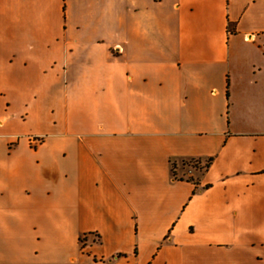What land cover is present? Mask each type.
Wrapping results in <instances>:
<instances>
[{"label": "crops", "instance_id": "0c3cea01", "mask_svg": "<svg viewBox=\"0 0 264 264\" xmlns=\"http://www.w3.org/2000/svg\"><path fill=\"white\" fill-rule=\"evenodd\" d=\"M0 264H264V0H0Z\"/></svg>", "mask_w": 264, "mask_h": 264}, {"label": "rangeland", "instance_id": "374dc122", "mask_svg": "<svg viewBox=\"0 0 264 264\" xmlns=\"http://www.w3.org/2000/svg\"><path fill=\"white\" fill-rule=\"evenodd\" d=\"M182 165L186 166V167H192V168H197V169H200L201 166L199 165L198 161L197 160H188V161H184L181 163ZM178 178H181V179H188V180H193V178L187 176V177H182V176H178Z\"/></svg>", "mask_w": 264, "mask_h": 264}, {"label": "trees", "instance_id": "16d2710c", "mask_svg": "<svg viewBox=\"0 0 264 264\" xmlns=\"http://www.w3.org/2000/svg\"><path fill=\"white\" fill-rule=\"evenodd\" d=\"M212 161L213 159L208 160L206 167H205L206 169L210 167V165L212 164Z\"/></svg>", "mask_w": 264, "mask_h": 264}, {"label": "built area", "instance_id": "2783aa9c", "mask_svg": "<svg viewBox=\"0 0 264 264\" xmlns=\"http://www.w3.org/2000/svg\"><path fill=\"white\" fill-rule=\"evenodd\" d=\"M84 239H82V241H83Z\"/></svg>", "mask_w": 264, "mask_h": 264}]
</instances>
